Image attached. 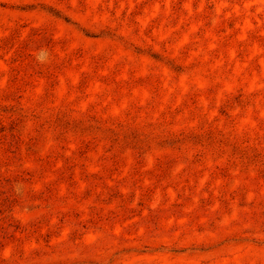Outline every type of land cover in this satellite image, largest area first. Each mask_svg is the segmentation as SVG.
<instances>
[{
	"label": "rangeland",
	"instance_id": "374dc122",
	"mask_svg": "<svg viewBox=\"0 0 264 264\" xmlns=\"http://www.w3.org/2000/svg\"><path fill=\"white\" fill-rule=\"evenodd\" d=\"M0 264H264V0H0Z\"/></svg>",
	"mask_w": 264,
	"mask_h": 264
}]
</instances>
